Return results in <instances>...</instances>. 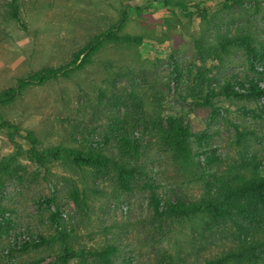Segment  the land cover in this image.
<instances>
[{"label": "rangeland", "instance_id": "obj_1", "mask_svg": "<svg viewBox=\"0 0 264 264\" xmlns=\"http://www.w3.org/2000/svg\"><path fill=\"white\" fill-rule=\"evenodd\" d=\"M12 1L0 0V93L20 78L69 63L94 36L117 25L123 12L128 19L120 36L143 41H105L94 54L82 55L69 76L27 87L13 102L0 104V207L14 223L0 236V263L21 264L62 251L48 221L50 210L38 203L55 194L61 227L69 233L66 245L78 251L116 249L78 264H199L243 250L246 258L231 264H264V214L259 225L236 219L240 228L203 212L158 217L143 174L164 200L193 203L206 197L212 184L264 175V113L255 118L244 112L258 113L264 99L217 97L216 111L184 104L203 100L223 80L250 79L263 71L262 65L254 71L234 42L249 36L255 45L264 44V0H17L18 19ZM173 112L194 132L210 135L219 163L203 170L165 143L160 126ZM121 124L139 140L134 157H124L115 144L112 129ZM28 133L41 152H89L108 136L101 153L143 173L125 191L114 165L104 170L79 165L67 153L38 162ZM239 133L245 134L241 140ZM75 190L78 203L71 196ZM37 235L50 242L9 254L17 239Z\"/></svg>", "mask_w": 264, "mask_h": 264}, {"label": "trees", "instance_id": "obj_2", "mask_svg": "<svg viewBox=\"0 0 264 264\" xmlns=\"http://www.w3.org/2000/svg\"><path fill=\"white\" fill-rule=\"evenodd\" d=\"M17 0H13L10 4L14 8V17L18 19V9L15 5ZM128 19L127 12H123L122 18L118 24L112 29L102 32L94 36L89 44L81 51L75 54L74 59L69 63L57 68H44L41 71L30 75L27 78H20L15 87L8 88L0 93V104L11 103L15 98L22 93V91L30 86H38L46 83L47 81L57 77H67L79 64L78 61L82 55H91L98 51L103 42L109 40H124L136 44L142 43V38L131 35L120 36V32L124 29L125 23ZM243 49L248 57V62L252 69L256 71L257 67L263 66V71L257 72L256 76L250 79H229L223 80L218 88H209L206 98L201 101H184V104L191 109L197 107L210 108L216 111L218 108L213 102L217 97L225 99H244L252 101H260L264 99V44L257 46L253 43L249 36H241L234 42ZM84 56V57H85ZM86 61V58L85 60ZM82 65V63L80 64ZM262 65V66H261ZM177 72V68H176ZM257 113L244 109V112L254 113L255 118L263 117L264 105H261ZM5 125H7L5 123ZM115 138V144L118 150L124 157H134L138 154L139 143L137 138H133L131 132L125 125H115L112 129ZM160 133L165 143L172 147L176 153L185 160H197L198 165L204 169L211 167L215 163L221 161V157L216 154V149L210 144V135L204 131L196 133L186 123L183 116L177 112L169 114L163 124L160 126ZM245 134L239 133V140ZM27 138L31 146V153L36 156L38 162H45L47 160H56L63 153L70 154L73 160L79 165H86L96 167L98 169H107L110 165H114L117 170L118 180L120 186L125 191H131L134 188L133 179L139 173L135 168L127 167L126 165H118L113 163L111 159L105 157L100 149L102 145H108L111 141L110 137L103 138L102 141L97 142V147H92L89 152H73L64 149H53L45 152L36 149L37 141L31 133H28ZM203 157V160H201ZM254 171L258 169V164L254 166ZM239 168L246 169L244 165ZM145 178L147 182L145 188L149 189V205L155 216L166 217L173 219L187 218L193 214L203 212L208 215L213 221L220 222L223 220H231L236 222V219H241L252 225H259L263 221L264 214V175H255L238 184L229 186H221L212 184L209 187V193L203 197L200 202L193 203L183 198L176 200H164L157 192V184L151 181L147 173ZM76 203L79 202V193L75 190L71 194ZM56 196L43 198L38 203L41 206H46L49 210L48 221L55 227L58 238L62 241L63 249L60 253L54 256H42L38 259L28 261L21 264H78L84 261L91 255H99L102 257L110 256L115 252L112 246L106 247L101 252L95 251H78L68 245L66 241L69 233L61 227L62 225V211L56 205ZM54 208V209H53ZM6 210L0 207V236L8 234L14 229L13 221L4 214ZM240 228L241 225L236 222ZM50 240L43 235H37L34 239L30 236L29 240L25 238L17 239L9 249V254L13 252L25 253L29 248H39L41 245L49 243ZM245 243H249L248 240ZM245 250L241 252L229 251L215 258L204 260L199 264H231L235 261L242 262L246 258ZM1 264V263H0ZM13 264V263H10Z\"/></svg>", "mask_w": 264, "mask_h": 264}]
</instances>
